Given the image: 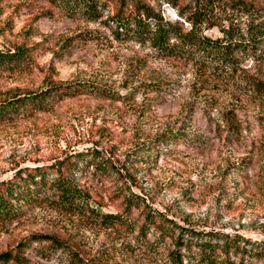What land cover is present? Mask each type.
Returning a JSON list of instances; mask_svg holds the SVG:
<instances>
[{
    "label": "rangeland",
    "instance_id": "374dc122",
    "mask_svg": "<svg viewBox=\"0 0 264 264\" xmlns=\"http://www.w3.org/2000/svg\"><path fill=\"white\" fill-rule=\"evenodd\" d=\"M245 1L264 7V0ZM195 4L99 0L100 17L89 20L56 1L7 0L0 12V47L27 44L35 49L31 67L0 71V101L58 81L97 83L127 98L82 94L0 124V181L20 169L63 161L62 171L86 187L103 211H122L125 195H131L164 211L180 231L238 234L264 242V102L247 91L244 72L264 80V58L245 61L237 72L207 82L193 63L161 57L149 45L115 32L113 15L128 14L138 5H150L168 20L183 19L189 27L180 13ZM226 7L222 0L214 8V20L227 23ZM206 32L221 34L217 26ZM157 85L162 89L152 90ZM177 129L198 137L199 144H156L159 153L146 149ZM78 152L98 154L103 169L84 168ZM69 156L81 170L66 164ZM133 213L139 214L136 206ZM38 233L64 240L87 264H165L162 256L129 248L130 239L111 228L48 206L1 225L0 253ZM59 254L42 257L32 247L24 252L26 264H68Z\"/></svg>",
    "mask_w": 264,
    "mask_h": 264
},
{
    "label": "trees",
    "instance_id": "16d2710c",
    "mask_svg": "<svg viewBox=\"0 0 264 264\" xmlns=\"http://www.w3.org/2000/svg\"><path fill=\"white\" fill-rule=\"evenodd\" d=\"M7 0H0V12ZM64 4L69 11H79L89 20L100 17L99 0H51ZM227 23L212 17L214 8L222 0H196V4L182 11L187 16L176 21L166 19L150 5H138L128 14L117 12L116 35L120 38L149 45L159 56L193 63L206 78H221L237 72L241 63L264 58V7L245 0H226ZM75 14V13H74ZM218 27L220 35L208 29ZM35 45L22 44L0 47V71L15 72L31 67ZM247 91L264 102V80L249 75L244 69ZM158 83V82H155ZM160 84V83H158ZM154 86L152 90H161ZM82 94L102 99L124 101L127 95L108 87L86 81L51 82L44 89L19 94L0 101V124L16 121L35 112L47 111L58 103ZM198 139V140H197ZM199 144L200 139L184 129L165 132L146 149L163 152L170 143ZM156 144H160L157 148ZM88 152V151H87ZM78 152L84 168L103 169L98 154ZM88 154H93L89 158ZM66 164L78 168L69 156ZM63 161L18 170L0 181V226L17 223L28 210L48 206L69 216L80 217L101 228H111L120 237H128V247L142 250L149 257L162 256L165 264H264V242H251L238 234L221 232L180 231L179 226L164 211L146 203L144 198L125 195L124 209L103 211L94 205L90 191L69 177L61 169ZM67 167V168H69ZM133 206L139 209L134 215ZM124 242V239H123ZM34 248L36 254L49 257L60 253V260L68 264H87L80 253L64 240L51 234H34L18 243L15 249L0 253V264H26L24 252ZM58 255V257H59Z\"/></svg>",
    "mask_w": 264,
    "mask_h": 264
}]
</instances>
